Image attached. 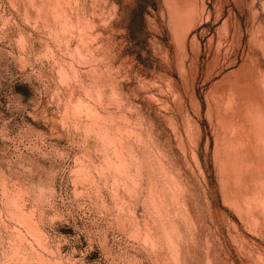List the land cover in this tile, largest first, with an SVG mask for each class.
Listing matches in <instances>:
<instances>
[{"label":"rangeland","instance_id":"obj_1","mask_svg":"<svg viewBox=\"0 0 264 264\" xmlns=\"http://www.w3.org/2000/svg\"><path fill=\"white\" fill-rule=\"evenodd\" d=\"M138 4L0 0V264H264V0Z\"/></svg>","mask_w":264,"mask_h":264},{"label":"trees","instance_id":"obj_2","mask_svg":"<svg viewBox=\"0 0 264 264\" xmlns=\"http://www.w3.org/2000/svg\"><path fill=\"white\" fill-rule=\"evenodd\" d=\"M149 3H150V0H139L138 10L140 11V13L143 14V12L146 10Z\"/></svg>","mask_w":264,"mask_h":264},{"label":"bare ground","instance_id":"obj_3","mask_svg":"<svg viewBox=\"0 0 264 264\" xmlns=\"http://www.w3.org/2000/svg\"><path fill=\"white\" fill-rule=\"evenodd\" d=\"M98 115H99V114H98ZM243 159H244V158H243ZM263 167H264V166H263ZM239 170H240V168H239ZM253 170H254V169H253ZM238 174H239V173H238ZM262 202H263V201H262ZM17 207H18V206H17ZM17 207H16V208H17ZM25 215H26V214H25ZM30 217H31V216H30Z\"/></svg>","mask_w":264,"mask_h":264}]
</instances>
